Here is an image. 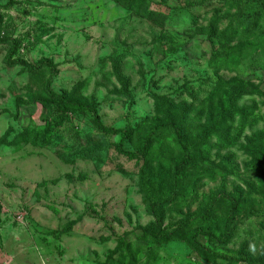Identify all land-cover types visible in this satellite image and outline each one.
Returning <instances> with one entry per match:
<instances>
[{
  "label": "rangeland",
  "instance_id": "rangeland-1",
  "mask_svg": "<svg viewBox=\"0 0 264 264\" xmlns=\"http://www.w3.org/2000/svg\"><path fill=\"white\" fill-rule=\"evenodd\" d=\"M12 2L0 0V38H9L0 44V264H264L256 7L236 25L243 41L226 47L223 16L239 10L222 0ZM164 5L194 15L172 24ZM212 28L222 38L209 44ZM49 86L95 112L50 127L59 112ZM94 118L135 127L129 151L160 122H177L195 160L176 194L182 154L169 132L147 159L129 161L122 134L100 132ZM163 196L176 202L162 232L182 230L157 242L151 207Z\"/></svg>",
  "mask_w": 264,
  "mask_h": 264
},
{
  "label": "trees",
  "instance_id": "trees-1",
  "mask_svg": "<svg viewBox=\"0 0 264 264\" xmlns=\"http://www.w3.org/2000/svg\"><path fill=\"white\" fill-rule=\"evenodd\" d=\"M13 0L12 3H14ZM223 3H225L226 7L230 8V9H238L239 13H238V17H236L237 15L232 14H225L223 17H229V25L232 27L230 30H228L227 33V37L225 39V46L229 47L231 46L232 42H235L236 40L238 41H243L240 40L241 39V35L238 34L239 29H236V25L238 26L240 24L239 20H243L245 19V15L248 16L247 14H245L246 10L248 9V7L250 5H254L257 9V12L255 13V15H257L256 19H253L252 23L251 20L249 19V23L251 24V28H255L256 24V20H258L259 24V29L261 31V36L258 37V41H256V45L255 48L257 50V48L259 49L258 51L261 52L262 50H264V26L262 27V25H264V0H222ZM205 4L203 3H197V4H189V6H187V8H199L204 6ZM199 6V7H198ZM165 7V11H166V16H169L168 19L170 20V23L172 24H177L178 22H180L181 24H186V19L187 17H192L194 14L190 13L187 14L188 9L187 8H177V7H169L167 5H164ZM161 15V14H160ZM164 15V14H163ZM165 16V15H164ZM249 18V17H248ZM222 18H218V22H215L213 24L214 25H218ZM262 21V22H261ZM235 28V29H234ZM259 33V32H258ZM226 36V34H225ZM222 36H220L219 34V30H215L212 28L211 34H209V44H214L215 40L217 39H221ZM9 38H0V44L1 43H6L8 42ZM235 40V41H234ZM206 43H208L207 41V37H206ZM11 54H13V51L11 52ZM49 93L51 94V96L53 97V101L52 102H47V104L51 105H55L58 109V114H56L55 116H53L50 120V122H48V124L50 125V127H55L59 126L60 123L62 122V120L64 121V118L66 115L70 114V113H91L93 114L95 112V106L92 104H89L87 102H83L80 100H76L74 98H70V97H66L64 95H59L57 93H55L52 89L51 86H49ZM93 123L94 125L97 127V129L102 132V133H106V134H122V142L121 144H119L118 147V151L119 153L126 157L129 161H140L142 159H147L149 155L152 154L153 148L155 143L157 141H160V135L164 134V133H170L175 139V142L177 143L180 152L182 154V159L181 161H176V165L174 166L176 174L174 176L175 179V183H174V193L176 194V190L179 187V181L182 179V173H183V169L185 166L190 165L191 163H193V161L195 160V154L192 151L191 147L185 142L184 137H183V133L181 130V127L177 124V122L174 121H163L160 122V124H157L154 128L150 129L146 135L147 137L145 138V141L143 143L142 146L139 147V149L137 151L133 150V151H129L124 149V144H125V140L127 138L133 137L137 134V130L135 127L133 126H128L127 128L124 129H115V128H110L107 126H104L101 122L100 119L98 118H94L93 119ZM150 141L151 144L147 145V142ZM259 145H264V137L260 139V144ZM264 147V146H261ZM259 149L260 146H259ZM146 177V176H143ZM177 196V195H176ZM176 196L172 197L171 196H163V198L158 199L156 202L152 203V207H151V211L154 213V216L157 217L159 224H157L155 227L157 229V231L159 230V233H157L156 235V240L157 242H163L165 240H170L173 235H177L180 234L182 228L180 229V227L178 229H172L170 231H164L162 232V222H163V214L164 210L166 207H171L175 202H176ZM208 215V212L203 213L202 215H199L198 218V224L201 223L204 218H206V216ZM197 224V225H198ZM199 232H195L194 236H198ZM176 237L172 238L175 239ZM247 262L250 263H258L257 260L253 259V258H248Z\"/></svg>",
  "mask_w": 264,
  "mask_h": 264
}]
</instances>
